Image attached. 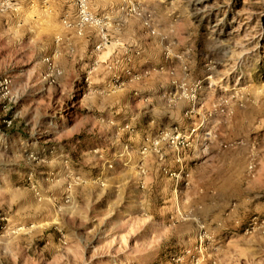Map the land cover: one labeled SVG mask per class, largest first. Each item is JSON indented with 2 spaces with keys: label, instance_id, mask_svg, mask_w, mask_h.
Segmentation results:
<instances>
[{
  "label": "rangeland",
  "instance_id": "rangeland-1",
  "mask_svg": "<svg viewBox=\"0 0 264 264\" xmlns=\"http://www.w3.org/2000/svg\"><path fill=\"white\" fill-rule=\"evenodd\" d=\"M123 2L0 14V264H264V0Z\"/></svg>",
  "mask_w": 264,
  "mask_h": 264
},
{
  "label": "built area",
  "instance_id": "built-area-1",
  "mask_svg": "<svg viewBox=\"0 0 264 264\" xmlns=\"http://www.w3.org/2000/svg\"><path fill=\"white\" fill-rule=\"evenodd\" d=\"M48 1L50 0H44V2ZM71 3L76 11V16L74 20H71L68 16L64 17V24L67 28L76 29L77 32L81 34L87 26H102L105 17H102L91 10L89 0H71ZM9 10H18L17 0H0V14ZM132 11L140 14V9L138 7H134ZM146 25H150V19L148 18L146 20ZM102 45L103 43L98 44L97 48H101ZM45 60L51 62L50 57H47ZM12 87L13 80L10 75H3L0 77V105L6 107L7 103L11 100ZM0 123L5 127H11L12 118L4 117L0 119ZM187 139L188 136L183 135L178 131H174L172 134H165L155 143L158 145L160 141L168 140L171 145L178 146L185 144ZM247 170L249 176H254L256 173V163L250 162Z\"/></svg>",
  "mask_w": 264,
  "mask_h": 264
},
{
  "label": "crops",
  "instance_id": "crops-1",
  "mask_svg": "<svg viewBox=\"0 0 264 264\" xmlns=\"http://www.w3.org/2000/svg\"><path fill=\"white\" fill-rule=\"evenodd\" d=\"M34 4H31L29 6L30 9L34 10V14L36 15V18L38 19L40 17V15H44L46 13L48 14H56V15H60L61 12L64 9H72V5L70 3V0H50L49 4H45L41 1V0H32ZM124 4L123 0H89V6L91 8L92 11H94L95 13H97L98 15L101 16H108V19L110 21H119V20H124L126 17L123 16L120 7ZM48 9H46V7ZM46 12V13H45ZM125 17V18H124ZM124 18V19H123ZM127 19V18H126ZM92 32L91 30L87 29L85 30V33L83 34V38L86 39V37L89 35V33ZM98 36V34H97ZM90 41V38L87 39V42ZM196 138L198 137L197 134H195ZM132 138V136H131ZM194 140V139H193ZM136 141H138V145H136L135 143V147H137V149L140 147V142L141 139L140 137H138L136 139ZM199 139L192 141V147L190 148L191 150L194 149V151L192 150V154L193 157H191L190 159V164L187 160V154L184 158V161L180 158L181 163H176L177 159H176V150L171 149V151H169V153H172L166 160L165 163L166 165L169 166H176V168H180V170L182 171V169H185L187 171H190V175L192 176L195 172H194V167H197L201 162V160L198 159V154H199ZM138 151V150H137ZM129 154V152H128ZM129 156V157H127ZM132 155H126L125 152L122 151L121 153V159L124 160V158H128L129 160L131 159ZM134 156V155H133ZM140 154H138V159H140ZM135 158V157H134ZM215 158V157H214ZM214 161V160H213ZM188 162V164H187ZM208 163V162H206ZM180 174V172H179Z\"/></svg>",
  "mask_w": 264,
  "mask_h": 264
},
{
  "label": "trees",
  "instance_id": "trees-1",
  "mask_svg": "<svg viewBox=\"0 0 264 264\" xmlns=\"http://www.w3.org/2000/svg\"><path fill=\"white\" fill-rule=\"evenodd\" d=\"M14 127V126H13ZM4 130H7V129H4Z\"/></svg>",
  "mask_w": 264,
  "mask_h": 264
}]
</instances>
